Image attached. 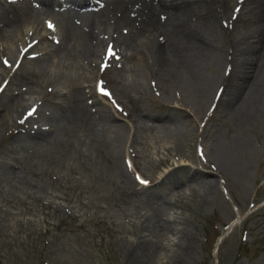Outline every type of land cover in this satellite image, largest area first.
Here are the masks:
<instances>
[{"label":"rangeland","instance_id":"1","mask_svg":"<svg viewBox=\"0 0 264 264\" xmlns=\"http://www.w3.org/2000/svg\"><path fill=\"white\" fill-rule=\"evenodd\" d=\"M11 3L0 0L9 40L0 39V76L11 66L0 81V264H264V87L259 103L243 111L248 90L264 85V60L255 53L264 0H204L217 32L207 30L204 5L189 11L182 23L190 60L171 76L141 60L150 36L135 42L125 24H110V4L95 32L100 44L83 58L77 43L68 56L50 50L62 23L42 30L46 15L41 30L32 16L22 32L10 27ZM73 7L76 16L104 17ZM75 89L82 93L73 100ZM78 108L91 123L75 118ZM151 119L161 121L149 137ZM35 130L45 140L27 136Z\"/></svg>","mask_w":264,"mask_h":264},{"label":"bare ground","instance_id":"2","mask_svg":"<svg viewBox=\"0 0 264 264\" xmlns=\"http://www.w3.org/2000/svg\"><path fill=\"white\" fill-rule=\"evenodd\" d=\"M12 1V0H9ZM7 1V2H9ZM71 4H74L75 6H83L84 4H88V0H69ZM114 4L112 2H110V5L108 6L109 9V17H112L114 19V28L117 29L118 25H115V23H118L119 21H124L123 18L125 17V14L128 13L129 9H132L131 6L128 3H123V2H116L115 0ZM40 5L42 6V9H36L37 7L36 4L32 3V0H20L17 3L12 2L10 4V6L12 8H15L14 11L16 13L15 16L12 17V19L9 21H7V23L9 24V26L11 27L12 25H14L13 27L18 28L19 33L22 32V26H23V21L24 19H26L28 16H32V27L33 29H40V27H42V30L46 29L47 26L44 24H41L40 21L38 20V18H42V16L44 17V15L50 17L51 21L54 23L55 26H58V24L60 25V23H62L61 25V31H60V35L62 38H60V44L59 46L57 45V47H53V45L55 46L56 44H58V40L57 41H51L49 34L47 35H40L39 39H49L51 41V44H53L52 46H50V50L51 51H56V50H61L65 53L66 56L70 55V51L71 50L70 47L72 48V44L77 43L79 50L80 49H85L84 51V56L85 57H89L92 55V51L91 49H96L99 44L97 41V36L95 34V28H97L98 26L93 25V20L91 18H88L87 15H81L79 16L80 19V24L79 22L76 23L75 21L77 20V16L76 10H71V8L67 9L66 5L63 6L60 4V7L58 8H54L53 5H59V3L56 0H39ZM111 4L114 5L111 7ZM94 5V4H92ZM204 5V0H140L139 3V7L134 8L132 11L136 12L138 15L135 20H136V24H132V19H125L126 25L128 26V30L130 31V36L132 37L131 40H134L136 42L135 39L138 37L140 34L142 37H144V39L149 38V36L151 37V40L149 41H145V43L149 42V53L147 52L146 54L142 53V61L144 60V58H148V59H152L153 60V65H159L162 67L163 72L168 75L171 76L170 74L172 73V75H174V73L172 72L173 68H182L183 63L187 62V60H190L189 57L187 59V56L190 55V46L188 44V41L190 40V38L188 36H186L184 34V30H183V23H182V18H184V16L189 13V11H192L195 7H202ZM9 7V6H8ZM35 7V8H34ZM203 8L209 13L207 19L204 21V23L206 24L207 30L210 32L214 27H215V32L219 31V28L216 27L217 26V22H216V17L214 14H212V10L211 9H207V6L204 5ZM55 9H57L55 11ZM49 10V11H48ZM79 10V9H78ZM81 11V10H80ZM88 11V10H86ZM115 11H118L119 13H114ZM163 13L165 14V18L163 20H159L157 17L158 13ZM157 13V14H156ZM12 14V13H11ZM82 14V13H81ZM87 14V13H86ZM89 14V13H88ZM132 14V13H131ZM160 15V14H159ZM56 16V17H55ZM117 16V17H116ZM9 17V16H8ZM132 17V15L130 16ZM78 19V20H79ZM2 20V19H0ZM31 20V19H30ZM42 20V19H40ZM58 20V22H57ZM134 20V21H135ZM95 21V20H94ZM5 22V20H4ZM43 22V21H42ZM7 23H3V25L7 26ZM29 23V21L27 22ZM96 23V21H95ZM135 23V22H134ZM39 24H41V26L39 27ZM75 24V25H74ZM79 24V25H77ZM97 24V23H96ZM77 25V26H76ZM82 25V28H81ZM8 27V26H7ZM25 27V26H24ZM221 27V26H220ZM31 28V27H30ZM100 28V27H99ZM7 29V28H6ZM9 29V28H8ZM14 29V28H13ZM26 29V28H25ZM98 29V28H97ZM96 29V30H97ZM12 30V29H9ZM16 30V29H15ZM28 30V29H27ZM60 30V29H59ZM8 31V30H7ZM24 31V30H23ZM29 31V30H28ZM5 31H3V28L0 27V39L4 40V41H9L6 40L8 39V34L7 32L4 33ZM14 32V31H13ZM12 32V33H13ZM17 32V30H16ZM57 32V31H56ZM24 33V32H23ZM26 33V32H25ZM44 33V32H43ZM47 33V32H45ZM50 33V32H49ZM52 34L54 33L53 31L51 32ZM50 33V34H51ZM27 34V33H26ZM16 35V34H15ZM58 35V33H57ZM16 37V36H15ZM27 37V36H26ZM25 37V38H26ZM100 37V36H99ZM19 38V36H18ZM53 38V37H52ZM163 38V39H162ZM195 38H197L195 36ZM194 38V39H195ZM130 39V38H129ZM162 39V41H161ZM18 41V40H17ZM198 43H204L202 41V38L199 39L197 38L196 40ZM102 42V41H101ZM260 44L258 45V51L255 52L260 61H263L264 58H262V55L264 54V37L263 40L261 39V41H259ZM25 43V42H24ZM102 44V43H101ZM25 46V45H24ZM49 46V45H47ZM96 46V48H95ZM2 47V46H1ZM21 46L18 47V52L23 56H21L22 58H26V56L28 58H31L28 54H25V50L22 48H20ZM28 47V46H27ZM74 48H76L74 46ZM3 48H1L2 50ZM27 49V48H26ZM78 50V49H77ZM76 50V51H77ZM75 51V52H76ZM141 52V51H140ZM77 53V52H76ZM80 53V52H79ZM6 54V52H5ZM46 54V53H44ZM47 54H49V56L52 55V53H49L47 51ZM72 54V53H71ZM95 54V53H94ZM93 54V55H94ZM261 54V55H260ZM18 55V54H17ZM6 56V55H5ZM55 56V55H54ZM74 56V55H73ZM96 56V55H95ZM7 57V56H6ZM5 57V58H6ZM64 57V56H63ZM71 57V56H70ZM20 58V57H19ZM32 58H35L32 57ZM59 58H62L59 57ZM68 58V57H66ZM79 58V57H77ZM111 58V57H110ZM1 59V56H0ZM74 59V58H73ZM9 60V59H8ZM43 60V59H42ZM44 60L45 57H44ZM81 60V59H80ZM80 60H78L80 62ZM11 61V60H10ZM9 61V62H10ZM13 61V60H12ZM83 61V60H82ZM8 62V63H9ZM47 62V61H46ZM189 62V61H188ZM15 63V60H14ZM147 63V61H146ZM57 64V62H56ZM91 64V63H90ZM187 64V63H185ZM10 65V64H8ZM15 65V64H13ZM188 65V64H187ZM63 66V65H61ZM59 66V67H61ZM186 66V65H185ZM9 67V66H8ZM19 67V66H18ZM17 67V69H18ZM76 67V66H75ZM73 67L72 65H70L69 67L66 66L65 68L67 70L73 71V72H77L76 68ZM154 67V66H153ZM173 67V68H172ZM260 67H264V63L262 64V66ZM21 69V67H20ZM81 69V68H80ZM257 69V68H256ZM259 69V68H258ZM55 70V69H54ZM82 70V69H81ZM244 70V69H243ZM11 71V66L9 67V69L5 70L4 75H2L3 73H1L2 76H0V81H4V79H6L8 73ZM23 71V70H22ZM21 71V73H22ZM41 71V70H40ZM51 71V70H50ZM254 71V70H253ZM18 72V71H17ZM44 72V71H43ZM47 72V71H45ZM53 72V71H52ZM57 71H55L56 73ZM42 73V72H41ZM49 73V72H47ZM46 73V74H47ZM54 73V72H53ZM10 74V73H9ZM32 74H36V72L32 73ZM43 74V73H42ZM41 74V75H42ZM58 74V73H57ZM18 75V74H17ZM25 75V74H24ZM39 75V74H37ZM35 76V75H34ZM45 76V74L43 75ZM51 76V74H50ZM40 77V76H39ZM36 78V77H35ZM44 78V77H43ZM253 78V77H252ZM49 79V76H48ZM56 79V78H54ZM84 79V77H83ZM87 79V78H86ZM255 79V78H253ZM7 80V79H6ZM243 80V79H242ZM257 80V79H255ZM45 81V80H44ZM245 81V80H243ZM252 81V80H251ZM263 81V80H262ZM7 82V81H6ZM43 82V81H42ZM248 81H246L247 84ZM255 83V82H254ZM10 84V83H9ZM242 84V83H241ZM245 84V83H244ZM242 84V85H244ZM256 86H252L254 88L251 87V89L248 90L249 92V97L248 100L245 102V104L243 105V111L246 109V111L248 109H252L256 103L258 102V99L261 97V89L264 87L263 83L260 82H256L255 83ZM251 85V84H250ZM247 86V85H245ZM249 86V85H248ZM9 88V87H8ZM63 88V87H62ZM65 88V87H64ZM73 88V87H72ZM4 90V89H3ZM8 90V89H7ZM73 94V100H76L79 98V94H81L79 92L78 89L75 90H71ZM7 92V91H6ZM263 93V92H262ZM239 91L237 90L236 93L233 94V97L231 99L228 100V103L231 102L232 100H236L239 98ZM3 97V95H2ZM263 97V96H262ZM247 98L246 96L244 97ZM242 99V98H241ZM261 99V98H260ZM241 101V100H240ZM76 102V101H75ZM259 103V102H258ZM262 103V102H260ZM22 104V103H21ZM79 104V103H78ZM130 104V103H129ZM132 104V103H131ZM230 105V104H229ZM2 106V105H1ZM20 106V104H19ZM232 106V105H231ZM3 107V106H2ZM5 107V106H4ZM236 107V106H235ZM12 108V107H11ZM16 108V107H15ZM18 109V108H17ZM19 109H22L19 108ZM6 110V107H5ZM12 110V109H11ZM78 110V111H77ZM73 115H75V118H79L80 122L84 123L85 125H88L89 123H91L90 120H88V115L85 113H83L82 109L78 108ZM16 111V109H15ZM239 111V110H238ZM245 111V114H246ZM255 111V109H254ZM243 116L244 114L241 113ZM129 115V114H128ZM252 116V115H250ZM239 117V116H238ZM247 117V116H246ZM5 118V117H4ZM90 118V117H89ZM240 119V118H239ZM2 120V119H1ZM7 119L5 118V121ZM167 120V119H166ZM248 120V119H247ZM245 120V121H247ZM152 123H150L146 129L143 131L145 132V136H150L152 135L153 132H156L158 129L157 127V123L155 124L154 122H159L161 120L159 119H151ZM168 121V120H167ZM250 122V120H249ZM8 123V122H7ZM162 123V122H161ZM148 124V123H147ZM1 125V124H0ZM4 125V124H3ZM6 125V124H5ZM159 125V124H158ZM166 125V124H165ZM160 126V125H159ZM162 126V125H161ZM168 127V125H167ZM165 128V127H164ZM163 129V128H161ZM168 128H166L167 130ZM45 131V130H44ZM48 131V130H46ZM158 132V131H157ZM51 134V133H50ZM155 134V133H153ZM32 135V136H31ZM27 136H31V138L34 137H41L42 140H45L46 134L43 133V131H38L35 130L32 132V134H27ZM149 136V137H150ZM153 139V138H152ZM151 139V140H152ZM100 146V145H99ZM103 147V146H102ZM101 148V147H100ZM100 152V151H99ZM98 152V153H99ZM104 155V154H103ZM109 155V154H108ZM100 156V155H99ZM102 156V155H101ZM100 156V157H101ZM107 156V154H106ZM184 157V156H183ZM103 159V158H101ZM107 159V158H106ZM108 160V159H107ZM110 160V159H109ZM196 160V159H195ZM204 160V159H203ZM162 161V160H161ZM164 162V161H163ZM191 162V161H190ZM111 168L114 167L115 162L114 161H108L107 162ZM192 163V162H191ZM106 164V162H105ZM195 164V162L193 163ZM190 166V165H189ZM118 167V166H117ZM187 167V166H186ZM195 167V166H194ZM104 168V167H103ZM116 168V166H115ZM183 168V167H182ZM181 168V170H182ZM108 169V168H107ZM105 169V170H107ZM114 169V168H113ZM183 171V170H182ZM193 171V170H192ZM115 172V170H114ZM113 172V173H114ZM209 174V173H208ZM197 175V174H196ZM175 176V175H174ZM183 176V175H181ZM191 177V176H190ZM194 177V176H193ZM196 178V177H195ZM191 179V178H190ZM200 179V178H199ZM206 179V178H205ZM210 179V178H209ZM206 181V180H205ZM164 182V181H163ZM204 183V181H203ZM206 183V182H205ZM198 185V184H196ZM180 198V197H179ZM181 242V241H180ZM189 245V242L187 241H183V243L181 244V246L186 249ZM140 246V245H139ZM133 248V247H132ZM141 248V247H140ZM138 250V252H134L136 253L135 256L137 257H143L144 253H145V249L141 250L139 248H135ZM135 249L133 251H135ZM136 250V251H137ZM130 251V250H129ZM188 251V250H187ZM132 253V252H131ZM177 262V261H176ZM144 261L140 264H143ZM138 264V263H136Z\"/></svg>","mask_w":264,"mask_h":264},{"label":"snow or ice","instance_id":"3","mask_svg":"<svg viewBox=\"0 0 264 264\" xmlns=\"http://www.w3.org/2000/svg\"><path fill=\"white\" fill-rule=\"evenodd\" d=\"M237 11H238V10H237ZM48 27H49L50 29L53 27L52 24H51L50 22L48 23ZM108 55H109V57H114V56H115V53L112 51L111 46H109V49H108ZM4 63L7 65V61H5ZM101 70H103V68H102ZM99 90H100V92H101L102 95H104V96H109V97H110V93H108L107 91H104L102 87H101ZM33 112H34V110H33L32 112H29L28 115H29V116L33 115ZM138 179H139V178H138ZM140 182H141V183H145V182L142 181V180H141Z\"/></svg>","mask_w":264,"mask_h":264}]
</instances>
